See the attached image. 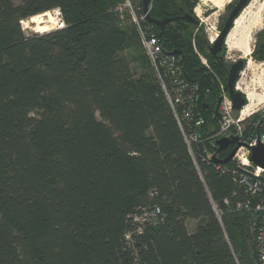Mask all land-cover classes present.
<instances>
[{
	"label": "trees",
	"instance_id": "obj_1",
	"mask_svg": "<svg viewBox=\"0 0 264 264\" xmlns=\"http://www.w3.org/2000/svg\"><path fill=\"white\" fill-rule=\"evenodd\" d=\"M16 1L0 0V264H259L254 214L236 209L248 198L238 163L222 173L201 145L190 151L133 18L117 11L125 0ZM197 2L151 0L153 18L174 20L144 25L200 84L205 138L230 65L225 46L210 53ZM56 7L65 28L24 32L21 20ZM156 206V220L134 219Z\"/></svg>",
	"mask_w": 264,
	"mask_h": 264
},
{
	"label": "built area",
	"instance_id": "obj_2",
	"mask_svg": "<svg viewBox=\"0 0 264 264\" xmlns=\"http://www.w3.org/2000/svg\"><path fill=\"white\" fill-rule=\"evenodd\" d=\"M138 1L125 0L117 7V11L121 15L124 11H127L133 18L161 88L168 99L190 151L194 153L193 147L196 144L201 145L204 159L213 161V157L222 158L217 144L219 138L236 135L245 144L238 148L232 158L238 163L240 169L238 172L234 171L235 181L248 194V198L237 202L236 209L253 212L257 260L259 264H264V169L253 165L249 161L250 147L256 145L258 141L264 144V104L245 113L246 105L250 103L247 98L248 103L240 111L235 110L227 89V83L220 81L218 90L219 94H222V98L217 108V126L212 130L208 129L206 131L207 136L202 138L201 131L206 121L198 110L200 84L185 77L181 57L165 52L154 27L144 25L147 18L144 10L142 14L138 13ZM50 12L55 18L54 28H65L66 23L61 9L56 7ZM197 16L199 24H203L204 20L200 15ZM216 37L210 39L208 37L210 43H213ZM203 63L207 68H210L206 59ZM239 74L235 82V89L242 91L241 81L238 80ZM255 117H258V119L253 121ZM251 124L257 127L256 134L247 133V127ZM216 165V169L222 173L230 171V168L224 166V164L216 163ZM225 203L228 204L227 199ZM216 211L219 215V210L216 209ZM160 214L161 209L156 206L143 210L141 214L135 215L134 219L143 224L156 220Z\"/></svg>",
	"mask_w": 264,
	"mask_h": 264
},
{
	"label": "rangeland",
	"instance_id": "obj_3",
	"mask_svg": "<svg viewBox=\"0 0 264 264\" xmlns=\"http://www.w3.org/2000/svg\"><path fill=\"white\" fill-rule=\"evenodd\" d=\"M237 1L239 0H198L194 7V11L196 16L200 15L204 20L203 26L209 39L215 38L216 35L220 34L221 28ZM263 1L264 0H251L242 12L247 9L246 12H251V14L255 13L257 10L256 7H258V5ZM16 2H18V0ZM251 3L252 6L250 5ZM47 14H51L52 18H49ZM54 22V16L50 11H48L23 19L20 21V24L24 32L27 35H31L34 33H46L55 30ZM260 26L253 36L252 51L248 57L243 56V54L239 51H230L226 45L223 52L224 59L228 63L235 62L239 59L245 60L243 68L239 71V73H241L239 74L240 79L238 78V80L241 81V90L245 97H247L248 92L251 93L252 102H256L257 107L264 104V60L258 59L253 53L255 52L259 41L263 37L262 32L264 31V19ZM195 51L200 57L202 64L205 65L203 62L206 59L207 64L209 65L205 55L202 54L197 47H195ZM97 117L100 118L99 114H97ZM187 224L190 231H194L198 221L189 219Z\"/></svg>",
	"mask_w": 264,
	"mask_h": 264
},
{
	"label": "water",
	"instance_id": "obj_4",
	"mask_svg": "<svg viewBox=\"0 0 264 264\" xmlns=\"http://www.w3.org/2000/svg\"><path fill=\"white\" fill-rule=\"evenodd\" d=\"M150 1L151 0H143V10L144 13L146 14V18L150 23H153L161 27L162 30H164L165 26L169 22H172L174 19L165 18L158 20L153 18L150 14V9H149ZM250 1L251 0H239L237 4L234 6L232 11L228 15L223 27L221 28L220 34L218 35L216 40L213 43H211V45L209 46V51L213 56L218 57V54L223 50L224 46L226 45L227 36L233 26L234 21ZM182 17L192 22L198 23V20L187 11H184ZM169 53L175 55L182 54L181 51L178 50H173ZM244 64H245V60L239 59L237 62L231 65L227 74V89L230 98L233 102V108L237 111H240L242 107L247 104V97H245L242 91L235 89V82L237 80L239 71L243 68ZM221 98H222V94L220 93L218 98L217 108L219 106ZM208 106H209L208 103H206L205 105H203V109L207 108ZM217 144L219 151L224 150L226 148H231V151L229 152L226 158L219 159L217 157H213V161L221 164L228 163L230 160H232L238 148L245 145L242 141H240L239 137L236 135L221 137L217 140ZM250 150H251V154L249 157V161L253 165L259 166L264 169V144L258 141L256 145L250 147Z\"/></svg>",
	"mask_w": 264,
	"mask_h": 264
},
{
	"label": "bare ground",
	"instance_id": "obj_5",
	"mask_svg": "<svg viewBox=\"0 0 264 264\" xmlns=\"http://www.w3.org/2000/svg\"><path fill=\"white\" fill-rule=\"evenodd\" d=\"M250 5L252 6V3ZM256 9V12L253 14H251V12H246L247 9H245L234 21L226 39V46L230 51H239L246 57L251 54L253 36L264 19V1L259 4ZM47 15L49 18H52L51 14ZM247 98L250 103L246 105L244 110L245 113L257 107V103L254 101L252 102L251 93H247Z\"/></svg>",
	"mask_w": 264,
	"mask_h": 264
},
{
	"label": "flooded vegetation",
	"instance_id": "obj_6",
	"mask_svg": "<svg viewBox=\"0 0 264 264\" xmlns=\"http://www.w3.org/2000/svg\"><path fill=\"white\" fill-rule=\"evenodd\" d=\"M237 61H238V60H236L235 62H237ZM235 62L229 63L230 67H231V65H232L233 63H235ZM230 67H229V68H230Z\"/></svg>",
	"mask_w": 264,
	"mask_h": 264
}]
</instances>
